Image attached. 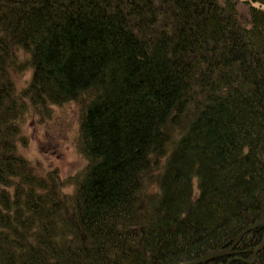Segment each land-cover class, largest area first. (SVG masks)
<instances>
[{"label": "trees", "instance_id": "1", "mask_svg": "<svg viewBox=\"0 0 264 264\" xmlns=\"http://www.w3.org/2000/svg\"><path fill=\"white\" fill-rule=\"evenodd\" d=\"M262 5L0 0V264H180L260 220ZM67 101L84 165L36 175L15 151L21 119ZM256 228L200 264H264Z\"/></svg>", "mask_w": 264, "mask_h": 264}, {"label": "rangeland", "instance_id": "2", "mask_svg": "<svg viewBox=\"0 0 264 264\" xmlns=\"http://www.w3.org/2000/svg\"><path fill=\"white\" fill-rule=\"evenodd\" d=\"M255 6L259 4L255 3ZM260 7L264 8V5ZM238 8L243 13L246 10L243 4ZM17 57L20 58V52ZM30 73V69L23 66L12 74L17 93L28 82ZM80 112L77 101L49 105L42 110L26 109L15 139V151L28 161L33 173L44 175L55 169L64 179L83 167L84 159L75 150ZM64 190L68 192L71 187L67 185Z\"/></svg>", "mask_w": 264, "mask_h": 264}, {"label": "water", "instance_id": "3", "mask_svg": "<svg viewBox=\"0 0 264 264\" xmlns=\"http://www.w3.org/2000/svg\"><path fill=\"white\" fill-rule=\"evenodd\" d=\"M256 226H264V212L262 214V220L261 221H257L255 224H252L251 226L247 227L246 229H244L242 232H240L236 239L234 244H232L231 246H228L224 249H219L216 251H213L211 253H208L204 256H201L199 258L184 262V263H180V264H200L203 262H207L209 260H212L214 258H218V257H223V256H227L228 254H230L232 252V250L234 249V247L236 246V243L240 240V238L246 234L247 232H249L251 229L255 228ZM264 243V237L262 239V241L255 247L253 254L255 253V250L257 248H259L261 245H263Z\"/></svg>", "mask_w": 264, "mask_h": 264}, {"label": "bare ground", "instance_id": "4", "mask_svg": "<svg viewBox=\"0 0 264 264\" xmlns=\"http://www.w3.org/2000/svg\"><path fill=\"white\" fill-rule=\"evenodd\" d=\"M261 220H262V218H261L260 220H258V221H261ZM254 224H255V223H254ZM256 227H259V226H256ZM256 227H255V228H256ZM263 227H264V226H263ZM253 229H254V228H253ZM256 229H257V228H256ZM251 230H252V229H251ZM263 237H264V230H263V234H262V237H261L260 242L262 241ZM238 242H239V241H238ZM238 242H237V243H238ZM237 243H236V244H237ZM263 245H264V243H263ZM263 245H261L259 248H257V249L255 250V252H256L257 250H259ZM254 254H255V253H254Z\"/></svg>", "mask_w": 264, "mask_h": 264}]
</instances>
